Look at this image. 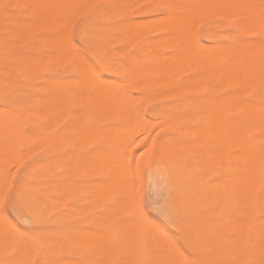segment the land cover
<instances>
[{"label":"rangeland","instance_id":"obj_1","mask_svg":"<svg viewBox=\"0 0 264 264\" xmlns=\"http://www.w3.org/2000/svg\"><path fill=\"white\" fill-rule=\"evenodd\" d=\"M66 1L67 2L69 1L68 5H67L68 10L66 9V11H64V12H66L67 14L70 13L72 15L63 14V16H62L63 18H64V16L65 17L67 16L66 18L63 19V20H65L64 22H63V20L61 21V23H60L61 25L59 26V30H58L59 37L61 39L63 38L62 42L64 44L69 43L70 45H72L75 52H77V54H79L83 57V59H84L83 60L84 64L82 65L83 67H85V65L87 64L86 62L89 61L88 63H91V65H89V67L92 66V68L95 69V70L93 69L94 72L97 73V75L100 76L102 79H105V80L106 79L107 80L112 79L113 80V78H114V80H115V79H118L119 76L117 78L116 76L110 75L107 71H105L102 68L101 64L95 59V57H93V55L90 51V48H89V55L93 58L95 63L93 64L92 60H88V59L85 60V57L82 54H80L82 52V50L80 48V45L77 43V40L81 38V29H83L84 35H85V33H86V35L90 34V33L101 34L102 30L96 29L95 25H100L101 28L109 30L108 32H109L110 37H109L108 42L105 44V51H106L105 55H107V57L111 60V62H113L115 68L118 69L117 70L118 75L123 73V72L124 73L125 72L131 73V76L129 78L125 79V81H124V86H125L124 89H125V91L127 90V92H129L131 94V95L129 94L130 96H127V97L130 98L133 95L130 100H132V102L134 104H135V102L137 104L136 105L137 108H135V111H133V112L139 114L138 116L141 115V117H140L141 119H143L142 116H144V118H145V119H143L144 121L147 119V123L146 122H144V123H145V125L148 124L147 125L148 128L150 125L149 132L154 133V135L152 136V139L155 141V143L160 141V140H163L166 137L165 132L163 133L164 126H162L163 124H161L162 122L159 120V118H157V116L156 117H154V116L156 115V111L158 112V111L162 110L164 105L169 104V100L155 96V92H157V91L159 92L160 90H155V89L145 90L142 87L137 85L139 87L138 88L135 85L136 82L141 80L142 82L148 83L155 78L152 77L151 75H149L150 77L148 75H144V77L137 76L136 72H135V67L136 68L139 67L140 69L151 68L153 66L152 57L157 52L165 53L166 55H170V54L174 53L173 49L168 48V47H167V49L165 47V48H162L161 50H157V47L160 44H162L163 41L166 40V37H168V34H167L168 31H166L164 29L162 30V28H159L161 30L155 28V24L153 25V23H152L153 21L152 22L150 21V20H155L154 21V23H155L157 21L156 18H159V16L161 18L160 20L158 19L159 22L162 21V16L165 17L164 15L166 13L165 6L160 2H153L150 0H130V1L129 0H66ZM139 1H141L142 3ZM217 1L220 3V5H224L223 3H225L223 0H217ZM217 1L216 0H208L209 3H217ZM263 1L261 0L262 6L259 7V9L261 8L262 10L260 9V10L253 11L255 13L258 12L257 15L252 12L254 15H256L258 18H261V20H262V22H260V19L258 20V18L255 17L254 21H253L255 23H256V19H257V23H263V21H264V19H262L264 16L263 15V13H264V11H263L264 10L263 9L264 8L263 7L264 2ZM72 2L74 3L73 5H72ZM69 3H71V4H69ZM130 4H132V5H130ZM128 5L131 8H129ZM23 6H22V3H20L16 0H0V42L6 44L7 46H12L16 50L22 51L25 55H27L30 58V60H32V63L35 66V74H34V72L32 73V72L26 70V67H25L26 65H23V64H27L26 62H20V63H18L19 65L16 63L13 66H11L10 68H7V69L5 68L2 70L3 74H0V83L6 82V83H9L11 85L10 88L8 89V91L6 92V94L4 95V99L0 95V112H1L0 115H2V114L4 115V113H5V115L7 114L8 116L11 114L9 117H11L13 115L14 117L12 116L13 120L11 122L12 123L11 128L7 127L8 125L5 127L12 130V127L15 126V124H16L17 125L16 127L19 130L21 129V132L23 131V133L17 135V131L19 133V130H17L16 134L13 133L14 134V137H13V134L10 132V130L7 129V132L9 131L7 133V137L8 136L10 137L9 140L13 138V140L16 139L18 141V142H16V140H15V142L17 143L16 146L19 148L15 147L14 145L16 143L15 142L12 143L13 140H11V143L14 144L13 145L14 148H12L11 150H10V148L12 146L9 147V144H7L10 142L7 139L6 135L0 134V137H2V138H0V148L8 145V149H9V152H8V149H6V148H2L0 150V173L6 172V170H7L6 168L11 167V165L13 163H15L16 160H20V158H23L24 161H28L29 158H31L32 160H40L42 163L36 164V166H34L31 169V176H30V181L36 185L34 188H32L33 190L31 189V192L34 193V195L31 196L30 199L28 200V203H30L32 205L31 212H32L34 222L29 224V225H24V226L17 225L16 227H17L19 232L17 230H16V232L14 231L13 236L16 234V238L14 237L15 239H13L12 238L13 236L11 235V233H13L14 229L12 231H10L11 233L9 232L10 233L9 235L4 234L5 232L8 234V232H7L8 227L7 226H9V225L5 224L6 223V214L4 213L3 206H0V226H1V230H0L1 231L0 232V261L3 260L0 263L1 264H12L11 262H14V264L15 263H17V264L22 263L23 264V263H26V261L28 259L26 264H29L28 262H34L38 258L42 259L44 257L43 255L45 254L46 257H44L43 259H46V260L51 259V261L52 260L58 261L59 264H72V262H73V264H76L77 261H83L84 264H103V263L104 264H118V262H119L118 259L121 258V256L124 254L123 253L124 250H122V249L126 246H129V243H131L129 246L130 248L129 247L128 248L131 250V255H135V256H132L134 261H135V264H165V261L161 259V256H159L161 254V251H160L158 245L161 244L162 242H165V240H166L168 242V244L170 243L169 244L170 247L176 248L178 250V251H176L173 248H171L172 249L171 250L168 247L170 255L172 254V256H174V254L177 252L175 255V258L177 259V261L180 259V262H177L174 264H182V261L185 259V257H187L188 259H192L193 257H195L198 260L199 264H227L229 262V256H228L229 254H228V251L225 250V249H227V244L222 238H212L211 241L206 238L207 240H206V242L204 241V243H202V241L197 242L196 241L197 239L191 233L187 232L185 230V228L183 227L182 222L179 219V214H177V213L174 214L172 212V207L175 204V201L177 198L176 197V189L174 187V185H175L174 184V177L167 170L166 164L161 159L156 157L155 155H147L148 158H147V156H145L149 160L146 159L144 161H141L142 163L140 162V164H139L140 166L138 165L136 167L137 169H139V171L133 170L134 172L135 171L140 172V174L139 173L138 174H139V176L140 175L141 176H140V180H138V178H136L137 175L135 176L136 173L133 174L134 178H136V179H133L134 182H132V186H131L132 190L134 191V195H133V193L131 194V192H133V191L130 190V192L128 193L129 194L128 199H130L131 201H129L127 199L129 202H131V205H130V203L128 204L126 200L119 201L121 199H116L115 201L117 203L115 201H113L109 204L105 200H103V198L100 199L99 196L97 195L98 198L100 199L99 202L101 201V203H100L101 206H100V204L98 205L97 196L94 195L97 202L95 201L94 205L91 206L93 204L92 200H95V199H93V197H94L93 194H95L94 191H96V190L102 191L103 187H101V186H103V184L105 183V173H104V169H103V164H101L102 161L98 160L99 157L97 155H100L99 153H102V152H100V150L103 151L102 149H106V146H104V145H106V142H104L105 139L102 138L101 136H98V135L93 136L94 137V139H93L92 135H89V134L87 135L83 131L87 128L88 125H90L91 128L93 127L92 129H96V128L100 129L101 128V130H102V127L104 126L103 127V130H104L105 127H107V126L109 127V125H110V127H112V125L115 126V124L117 123L115 127H121L122 126L125 129L127 126H129L130 130H132L137 126L136 124H138L139 127L137 129H135V131L133 132L134 134L137 135L141 131L140 130L141 129L140 128L141 127L140 126L141 121L139 120V118H132V117L126 118V117H124V119L126 118L125 120L123 118H117L114 120L111 119L110 121L106 120V121H104L105 123L104 122L102 123L103 119L95 120V119L89 117L91 112L94 111L91 106H89L87 104L81 105V104H77V103L73 102L70 104V106L68 105L67 109H65V111L62 113V115H61L62 117L60 116V118L57 119L58 121L54 120L53 122L48 123V121L45 119V117L43 115V112L40 111L41 109H43L41 107V104L39 102L35 101L37 97L39 100H41L40 98H43V92L40 89V87L43 86L44 81H51L52 82V80H53V82H61L63 84H66L67 80L74 79V78H76V76L74 75L73 66H72L71 61L65 59L64 56L57 54L56 46H55V48H56L55 49L54 45H52V43H50V41H49V39L54 35L55 32L52 29L45 30V27L38 24L39 20H37L36 16H35L36 19H34V14L32 17V15H31L32 13L29 12L28 6H26L25 4H23ZM72 6H73V9H70ZM25 10H26V12L28 10L29 13L24 12ZM71 10H73V12ZM142 10H145V11L142 12ZM222 10H223L222 12L225 14H220L221 15L220 16L219 13H217L219 15V17H221V18H218V16H216V12H214V14H213V12L206 9V6H204L202 3H200V6L198 5V11L200 14L199 13L196 14V17L198 19H196V17H193L192 19L196 20V21L198 20V22L194 21L196 23H199V22H201V23L194 25L195 23L192 20V22L194 23V24L192 23L193 24L192 30L194 32L192 31L191 36L193 34L195 35L196 32H197V34H196V36L193 35V37H190V39L193 42H196V45L198 44L197 45L198 47L200 46L201 53H206V50H207V54H213L215 52L212 55L214 57L218 53H221L222 56L224 57V55H227V52L230 49H232L233 47H234V49H233L234 53L238 52L237 50H239V51L242 50L241 52H238L237 54H233V56L235 58L233 56L231 58L233 60L232 62L234 63V65L237 64L235 67H237V72L240 74L243 70H248L250 68L253 71H255L253 73L255 76L257 75L256 73H260V71L264 72V69L261 68L262 64H263L262 66H264V63H263L264 62V53H263L264 47L261 48L262 46H264V42H263L264 41L263 40L264 32L262 33V30L264 31V29H261V26H263V24L259 26L260 29L256 28L258 25L257 23L251 24V25H254L253 27L251 26L252 28L248 25L250 27V30H251V31L250 30H248V31L251 33L245 32L249 28L247 27V25H246V28H244L245 26L243 27V25H245V24H243L241 27V23H244V21L241 18V15H240L241 13L239 10H237V11L236 10H233V11L228 10L229 13L231 11V17L229 15V18H228V15L226 16V12H227V14H229L228 11L224 10V8ZM235 11H236L237 15H236ZM261 11H263V13H259ZM139 12H141V13H139ZM204 12H205V14H204ZM209 12H210V14H208ZM233 12L235 14H233ZM98 13H99V15H97ZM105 13H107V14H105ZM244 13L246 14L247 12H244ZM9 14H11V17H9L10 16ZM258 14H260L261 16H259ZM212 15H215V16L212 17ZM233 15H235L236 18L233 17ZM250 15H251V13H250ZM107 16H108V18L110 17V19H108ZM252 16L253 15H251V17ZM68 17H69V19L67 20ZM72 17H74V18H72ZM111 17L113 18V20ZM207 17H209V18H207ZM238 17L241 18V20ZM224 18H225V20H224ZM9 19H11V20H9ZM104 19H105V21H104ZM216 19H218V20H216ZM13 20L14 21L20 20L23 23H26V24L29 23L32 25L34 24V22L37 21V23H35V25L37 24L40 26H39V28H36L37 32L36 31L33 32L31 39H33V38L34 39L33 40L30 39L28 41H25L26 43L22 42V41L15 40L13 38V31H14V26H13L14 21ZM207 20H210V21L207 22ZM239 20H240V22H239ZM10 21H13V22L11 23ZM130 21L131 22L133 21L132 23H134V24L138 23L137 26H139L138 33L134 37V39H132V41L130 39L128 41V38L126 36H124V34L122 35V32H120L118 30L119 26L121 27L122 25H125L126 23H128ZM139 22L143 26H141V24ZM144 22H146V23H144ZM150 22H151V24H150ZM216 22H217V24H216ZM8 24H10V25H8ZM146 24H148L149 26H152L151 29H153V30L150 31L151 30L150 27ZM11 26H12V28H11ZM237 26H239V27H237ZM65 27H67V28H65ZM117 27H118V29H117ZM240 27H241V29H240ZM222 28H223V30H222ZM253 28L255 29V31L257 33L254 32ZM263 28H264V26H263ZM5 29H7L9 32ZM154 29H156L158 31L155 32ZM244 29H245V31H244ZM10 30H12L11 31L12 33H10ZM85 30H86V32H85ZM94 30L96 32H94ZM116 30H118L119 32L118 31L116 32ZM259 30L261 31L260 33H259ZM38 31H39V34H38ZM43 31H45V32H43ZM220 31H223V32H220ZM241 31H243V32L241 33ZM66 32L69 33L70 37ZM60 33H62V34H60ZM11 34H12V36H11ZM64 34H65V37L63 36ZM140 37L142 39H140ZM229 37H231V39H228ZM38 38H39V41H38ZM65 38L66 39L70 38V39H69V41H67ZM195 38H196V40H195ZM207 38H209V39H207ZM41 39L44 41H42ZM46 39H47V41H46ZM71 39H72V41H71ZM158 39H160V40H158ZM161 39L163 41H161ZM197 39H198V41H197ZM149 40H150V42H149ZM156 40H158V41L156 42ZM245 40H246V42H245ZM255 40H256V42H255ZM257 40H260L261 43L259 41L257 42ZM152 41L156 42V44L154 42L152 43ZM247 41H248V43H247ZM252 41L256 44H254ZM241 43H244V44L241 45ZM153 44L156 45L157 47L153 46ZM257 44H258V46L256 47L257 48L256 49L254 47V45H257ZM52 46H53V48H52ZM224 46L226 48H224ZM231 46H233V47H231ZM88 47H89V45H88ZM145 47L148 49H146ZM135 48L136 49L138 48L139 50L138 49L136 50ZM251 48H253V50H251ZM120 50H122V51L124 50V51L121 52ZM152 50L153 51L155 50V53ZM224 50L226 51V53H224ZM116 51L119 53V55H118V53H116ZM45 52H47V53H45ZM150 53H151V55H149ZM260 53H262V54H260ZM50 54H51V56H50ZM52 54H54L55 56ZM255 54H256V56H255ZM235 55L237 57L240 55V57L244 58L243 60H246L248 62H246V61L242 62V59H239L240 57L237 58ZM258 55H260V56H258ZM128 56H130V57H128ZM245 56L247 58H245ZM249 56L250 57L251 56L256 57V58H252V57L250 58ZM34 57H36V58H34ZM52 57L53 58L55 57V59L53 60ZM63 57H64V59L62 60ZM49 58H51L52 61ZM122 59H124V60H122ZM254 59H256L255 62L257 63V65H255L256 63L254 61L252 62L254 65H252L251 61ZM42 60H43V62H42ZM238 60H240V61H238ZM146 61H147V64H146ZM124 62H125V66H124ZM260 63H262V64H260ZM126 64H128V66ZM245 64H247V65H245ZM250 64H251V67H250ZM119 65H120V67H119ZM100 66H101V68H100ZM255 66H256V68H255ZM18 67H20L19 68L20 70L17 69ZM86 67H88V66L86 65ZM125 67L128 69V71ZM132 67H134V68H132ZM238 67H240V68H238ZM252 67H254V68H252ZM119 68L120 69L122 68V70H119ZM258 69H259V72H257ZM260 69H262V70H260ZM193 72H194L193 70L189 69L187 71L181 72L180 75L182 78H190L193 76ZM241 75H243V74H241ZM257 78H253L254 79L253 85H255V86H253L252 84L249 85L253 89H251L248 86L246 89H242L240 92L239 88H238L239 89L238 90L237 88H230V87L226 88V87H224L222 96L224 98H226L227 102H233L234 104H240L241 103L240 105H242V103L245 102L243 105H247V104L252 105V106L257 105L260 113H262V115H264L263 114L264 113V96H263V94H264V79H260L259 77H257ZM4 79H5V81H4ZM28 79H32V80H29V82L31 81L30 83L28 82ZM143 79H144V81H143ZM131 80H133L134 83ZM256 80H258V81H256ZM125 82L127 84H125ZM25 86H27V87H25ZM126 88H129V89H126ZM35 90H38V91H35ZM259 90H261V91H259ZM242 91H243V93L246 92V94L244 93V95H243ZM127 92H126V95H127ZM256 92H258L261 97H259V94L258 93L256 94ZM234 93H235V95L237 93V95L235 96ZM141 95H142V98H141ZM137 96H140V97L137 98ZM232 96H234V98ZM253 97H254V100H253ZM137 99H140V100H137ZM147 99H149L148 103L146 101ZM242 100H244V101H242ZM259 100H260V102H258ZM238 101H240V102H238ZM255 101H256V104L254 103ZM37 103H39V106ZM144 104H145V106H144ZM259 106H261V107H259ZM4 107H6V111L9 113H7L3 109ZM7 108L9 110H7ZM68 108H69V112H68ZM1 110H4V112ZM13 110L16 114L14 112H11ZM38 111H40V112H38ZM87 111H89V112H87ZM140 111L142 113H140ZM80 112H82V113H80ZM241 112H242V110L238 109V110H233V113H232V111H229V114H230V116L238 119L239 121H242V120L244 121L245 115H243ZM76 113H77V116H80V115L83 116L82 119H79V118H78V120L75 119ZM35 114H37V115H35ZM66 114H68V115L66 116ZM84 114H86L87 116ZM77 116H76V118H77ZM15 118L17 120H19V119L20 120L18 123L14 124V122L17 121ZM122 119H123V121H122ZM68 120L71 121L72 125ZM99 120H101V121H99ZM118 120L120 123L121 122H123V123H121V124L118 123ZM137 120H138V122H137ZM151 120L156 122L157 125L154 124V122H152ZM59 121L61 123H59ZM75 121L78 123H76ZM96 121H99V122L97 123ZM32 123H33V125H32ZM79 123L81 124L80 126H79ZM134 123L136 126L133 125ZM44 124H48L47 126H49V127L46 128V126ZM73 124L76 125L75 128H74ZM18 125H20V126H18ZM55 125H56V127H55ZM70 125L73 126V129H75L74 131L71 129ZM98 125H100V127ZM82 126H83V128H85L84 130H83ZM90 126H88L89 128H87L88 130L90 129ZM156 126H157V128H156ZM178 126L181 129H184V128H189V127L200 128L204 125H198V124L197 125H193V124L191 125V124L180 123ZM247 126L248 125H245V126L242 125L241 128L244 130L243 133L248 131L247 129L250 130V132L249 131H248V133L246 132V134L249 136V137L246 136L247 140L249 139L248 142L253 143V144L250 143L251 146H253V147L256 146L257 149H262L264 146V145H262V143H264L263 131L262 132H261V130L258 131V128L256 126H249V128ZM37 128H39V129H37ZM69 128H70V130H69ZM154 128L157 131L156 130L153 131ZM160 128H162V129H160ZM0 129H3V127L2 128L0 127ZM40 129H42V130H40ZM87 129H86V131H87ZM98 129H96V130H98ZM255 129H257V130H255ZM14 131H15V128H14ZM155 131H156V133H155ZM29 132H31V133H29ZM44 132H45V134H44ZM59 132H61V133H59ZM65 132L68 134H66ZM69 132H71V133H69ZM258 132L261 133L260 136H262L263 138L258 136L259 135ZM24 133L25 134L29 133L30 135L32 134L33 138H34V139L33 138L32 139L34 141L31 139V137L29 138L28 134H27L28 135V137H27V136H25ZM157 133H158V135H157ZM9 134H11V135H9ZM78 134H80V135H78ZM82 134H83V136H82ZM161 134H162V136H161ZM15 135H17L18 137L16 136V138H15ZM23 135L27 138L28 141H29V139H31V142L30 141L28 142ZM35 136H37V138H35ZM38 137H41V141H39L40 138H38ZM44 137H45V139H42ZM48 137L50 138V140H48L49 139ZM71 137H73V139L76 137V139L79 140L77 144L79 145V143H80V145L83 147H81L80 145H79L80 147L78 145H75V142H74L75 140L73 141V139ZM81 137L83 139H86L85 140L86 142H84V140H82ZM258 137L260 138V140ZM17 138H19V140L21 139V141L25 142V143L21 142V144H19L20 141ZM5 139L7 141H5ZM23 139H25V141H23ZM63 139H65V140H63ZM67 139L69 140V142ZM261 139H262V141H261ZM71 140L73 142L70 143ZM80 140H82V141H80ZM92 140H94V141H92ZM257 140H259V141H257ZM4 141H5V145H2L1 142L4 143ZM188 141L193 142L195 144L197 143L199 145V147H201L205 151L206 155H208V159H211V160H209V162L212 163V167H213L212 169L213 170H212V173H211L208 181L211 185L212 184L214 185V183L218 185L217 190L219 191L221 201L224 204L223 205L224 207L221 209H218V210H214L212 208L213 209V211H212V209L210 208V210H209L210 212L208 210H206L207 209L206 206L196 205L193 208V210L191 211V214L194 217L195 221H197V222L204 221V222H209L212 224L214 223L213 225L215 227L219 226V225L223 224L225 222V220L227 219V217H229L237 209L236 206L233 205V201H232L233 199L237 200V194L232 192V193H234V195H233L231 193L232 190L227 191V193H225L227 184H232V183H233V185L235 184L234 183L235 182V180H234L235 172H234V169L232 170V166L235 168V165H236V162H235L234 156H233V154L235 152H233L234 150L226 149L225 147H223V145H220V144L217 145L216 141L209 138L208 136L198 137L197 139L195 137H192V138L188 139ZM203 141H205V142H203ZM60 142H62V143H60ZM81 142L87 143L88 145L83 144V143L81 144ZM26 143H27V145H25ZM41 143H42V145H41ZM209 143H210V145H209ZM12 144H10V145H12ZM102 144H104V145L102 146ZM216 146H218L219 149ZM74 147L76 148V150L74 149ZM84 147H86V148H84ZM113 147H114V145H113ZM38 148H40V149H38ZM99 148H101V149L99 150ZM14 149H16V151ZM18 149H19V151H18ZM224 150H226L225 153H223ZM1 151H4V152H1ZM11 151L13 153H11ZM82 151H84V152H82ZM88 151L90 152V154ZM136 151L138 152V150H136ZM14 152H16V153H14ZM9 153H10V155L15 154L14 156L16 158H14V156L12 155V157H10V160H9ZM17 153H18V155L16 156ZM27 153H30V154H27ZM71 153H72V155H71ZM216 153H218V154H216ZM222 153H223V157H222ZM24 154L28 155V156H24ZM91 154H92V156H91ZM214 154L216 156H214L215 158L213 160L212 155H214ZM6 155H8L7 156L8 159L5 158ZM68 155L69 156L71 155V156L68 157ZM93 155H95V156L93 157ZM87 156H89V157H87ZM228 156H229V160H228ZM231 156H233V157H231ZM17 157H19V158L17 159ZM79 157H81V158H79ZM139 157H140V155H138L136 157V159L138 160ZM11 158H14L16 160L14 161V159H11ZM52 158H53V160H52ZM71 158L74 161H71ZM65 159L67 160L66 162H65ZM83 159H86L88 161H85ZM1 161H3V162H1ZM44 162L46 164H45V166H42L44 164ZM78 162L81 165L77 164ZM144 162H145V164H144ZM94 163H97V164L99 163L98 167L95 168L96 165L94 166ZM155 163H156V165H155ZM89 164L92 166H90ZM223 164H225V166ZM51 165H52V167H51ZM57 165H59V166L57 167ZM65 165L69 168H71L70 165L72 166V168L74 167L73 169H70L72 171L74 170V172H72V171L68 172V170L66 169L67 167ZM86 165H88V166H86ZM221 165H222V167H221ZM37 166H38V168H37ZM44 167H45V169H44ZM50 167L55 168L54 170L55 171L57 170V171L54 172V170L51 169L53 171V173H52V171H50ZM150 168H151L152 172H150ZM153 168L155 170H153ZM96 170L99 172H97ZM261 171H262V175L264 177V158H263V162H261ZM66 172H67V175H65ZM74 173L75 174L77 173V174L75 175ZM52 174H54V175H52ZM54 176H56L57 178H55ZM160 176H161V178H160ZM231 177H233V178H231ZM137 181H139L140 183ZM230 181H232V182H230ZM80 183L81 184L84 183V184L80 185ZM84 185H85V187H84L85 189L83 188ZM136 185L138 186V189H136L137 188ZM99 186H100V188H99ZM135 186H136V188H135ZM91 187H92L93 191H92ZM63 190L66 192H64ZM137 190H138V192H136ZM44 191H45V193H44ZM90 193H92V196H90ZM258 194L260 195V194H262V192L259 191ZM62 195H63V197H62ZM132 195H133V198H132ZM57 198H59V199H57ZM69 199H70V202H69ZM59 201L62 203H60ZM86 201H88V202H86ZM123 201H125V203H126L125 206L123 204L124 203ZM230 201H231V203H230ZM235 201H234V203H235ZM89 203H91V205H89ZM95 203L98 205V207H99L98 209H96L97 205ZM71 204H72V209H69V208H71ZM62 205L64 206V208ZM95 206H96V208H95ZM116 206H118V207H116ZM128 208H129V210H128ZM163 208H167L169 210V215L167 217H163V216H160L158 214L157 209H163ZM45 209H47V210H45ZM104 210H106V211H104ZM113 210H115V211H113ZM118 210H122V211H118ZM136 210H137V212H136ZM263 210L264 209L259 207V206L256 207V215L259 218H261L264 215ZM43 212H45V214ZM126 212H128V213H126ZM70 213H71V215H70ZM224 213L228 214V215L225 216ZM64 216H66V217H64ZM119 217L121 218V220ZM67 218H68V220H67ZM7 219L10 223L12 222L10 217H8ZM64 220L66 221L65 222L66 228L63 227L64 228L63 229L62 226H64L63 225ZM130 220H134L135 223L134 222L132 223ZM95 222H98V223H96V225H95L94 224ZM3 223L6 225V227L5 226L2 227L3 225H1V224H3ZM12 223H14V222H12ZM126 223H129V224H126ZM132 224H137L138 226H140V231L138 232L139 234L138 233L135 234L137 236L131 235V234H129L130 232L125 231V229H132V227H134V225L131 226ZM122 225H124V226H122ZM117 227L119 228L118 231H117ZM2 228L6 229V230H3ZM159 228H161V230L163 232ZM2 230L4 232H2ZM21 231L25 232L26 235H28V236L30 234L29 237L38 238L40 241L39 246L38 247L34 246L31 243V240H29L28 242L22 241L20 239V235H19V233ZM81 231L84 232L83 235L86 234V232H87V237H86V235L83 236ZM96 231L98 233L99 232L100 233L97 234ZM89 232H90V234H89ZM95 232L98 236L95 235ZM66 233L68 235H66ZM101 233L103 235L110 233L112 235V238L114 236L113 239H114L115 244L117 245L118 249L120 246V249L117 250V255L115 256V258L112 259L113 261L109 260L108 257L104 256L100 252V250L97 249V247L95 248L92 245L90 246V244H92V241H96L98 239L97 237H99V235ZM160 234L164 238L162 236H160ZM164 234H166V236L169 235L171 238H169V236L166 237ZM9 236H11L10 238H12V239H9L8 238ZM131 236H133V237H131ZM64 237H66V238H64ZM91 237L92 238L95 237V238L92 239ZM167 238H169V239L167 240ZM76 239H78L80 241L77 242ZM130 239H131V242H130ZM214 239H216V240H214ZM74 240H76L75 241L76 243L74 242ZM193 241L195 242V244ZM87 242L90 243L88 248H87V246H88ZM127 242H128V244H127ZM73 243H75V245H73ZM79 243L80 244L82 243V246L79 245ZM135 243H137V244H135ZM28 244H29V246H28ZM45 244H46V246H45ZM61 245H63V246H61ZM95 245H98V244H95ZM174 245H175V247H174ZM28 247H30V248H28ZM193 248L196 251L193 252L192 255H189L187 250H190ZM93 249H95L97 252L94 251ZM91 250H92V252H91ZM173 250H175L174 254H173V252H174ZM221 250H223V251H221ZM98 251L100 252L99 256H101V254H102L101 257H98L96 255V254H99ZM87 252H90V253H87ZM28 253H29V255H28ZM180 253H182V254L180 255ZM37 254H39V257ZM136 254H137V257H136ZM92 256L95 257L94 258L95 261H94ZM103 256L106 259L105 258L102 259ZM87 257H90V258L87 259ZM19 258H21V259H19ZM99 258L102 261H100ZM22 259L25 262H20ZM92 259H93V261H92ZM98 259L100 262H98ZM96 260H97V262H96ZM114 261L116 263H114ZM94 262H96V263H94Z\"/></svg>","mask_w":264,"mask_h":264},{"label":"bare ground","instance_id":"obj_2","mask_svg":"<svg viewBox=\"0 0 264 264\" xmlns=\"http://www.w3.org/2000/svg\"><path fill=\"white\" fill-rule=\"evenodd\" d=\"M20 3L25 4L26 6H28L29 8V12H31L32 17L34 14V19L37 18V20H39V23L41 26L45 27V30L48 29H52L55 33L54 35L49 39L50 43H52V45H54V48L56 46V50H57V54L64 56L65 59L71 61L72 66H73V72L74 75L76 76V78L74 79H69L66 81V84H63L61 82H52L51 81H44L43 86L40 87V89L43 92V98H40L41 100L38 99V97L36 98L35 101L39 102L41 104V107L43 109H41L40 111L43 112V115L45 117V119L49 122H53L54 120H57L60 118V116L62 115V113L65 111V109H67L68 105L70 106L71 103H77V104H87L89 106L92 107V109L94 110L93 112H91V114L89 115V117L97 120V119H103L102 123L106 120H114L117 118H123L124 117H132V118H139V120L141 121L140 124V133L142 132H149L150 129V125L149 128L147 127L148 124L145 125L144 122L147 123V119L144 121L143 119H141V115L138 116L139 114L133 112L135 111V108H137V104L135 102V104L132 102L131 96L130 98L127 96H130L131 94L129 92H127V90L125 91L124 89V81L125 79L129 78L131 76L130 72H123L121 74L118 75L117 73V68H115L113 62H111V60L107 57V55H105V44L108 42L109 40V30L101 28L100 25H95L96 29H100L102 30L101 34H87L85 33L86 37H87V42L90 48V51L93 55V57H95V59L101 64L102 68L107 71L110 75H114L118 78L115 79L113 78L110 80H105L102 79L100 76L97 75V73L94 72V68H92V66L89 67V65H91V63L86 62L87 66L85 65V67H83L82 65L83 63V57L79 54H77V52H75V50L73 49V46L68 44H64L63 38L61 39L59 37V26L61 25V21L66 18L64 16V18L62 17L63 14L68 15L70 13H66L64 11H66L67 9V5L68 2L66 0H16ZM130 1V0H129ZM153 2H160L162 3L165 8H166V13H165V17L162 16V21L159 22V20L161 19L160 16L159 18H156V22L154 23L155 20H150L153 25L155 24V28L159 29L162 28V30H166L168 31V37H166V40L163 41L161 39V41H163L162 44H160L158 47L156 45L153 44V46L157 47V50H161L162 48L167 49L168 48H172L174 53L170 54V55H166L165 53H161V52H157L155 53V50L153 51L155 54L153 55L152 59H153V66L151 68H145V69H139L135 67V72L137 76H142L144 77V75H151L152 77H154L155 79H153L152 81L146 83V82H142L141 80L136 82V86H140L145 90H151V89H155V90H160L159 92H155V96L159 97V98H163V99H167L169 100V104L164 105L163 109L160 111H156V115L154 117L157 116V118H159V120L162 122L161 124H163L162 126H164L163 128V133L165 132L166 137L163 140H160L158 142L155 143V148L154 150L149 153L148 155H155L156 157H158L159 159H161L167 166V170L170 172V174L173 175L174 177V187L176 189V201L175 204L172 207V212L174 214H179V219L182 222L183 227L185 228V230L189 233H191L198 241H202V243H204V241L206 242V240H210L212 238H222L226 244H227V249H225L226 251H228V256H229V262L227 264H264V215L259 218L256 215V207L259 206L261 208L264 209V177L262 175V171H261V162H263V158H264V146L262 149H257V147H253L250 145L251 142H248L246 136H248L246 134V132L248 133V131L250 132L249 129H247L248 131L243 133V129L241 128L242 125H248L247 127L249 128V126H256L258 128V131L261 130V132L263 131V135H264V115H262V113H260L258 106L254 105H243L244 103H242V105L240 104H234L233 102H227L226 98H224L222 96L223 94V90L224 87L228 88H239L240 92L242 89H246L249 85H253V78H257L259 77L260 79H264V72L260 73H256L257 75L255 76L253 73L255 71H253L250 67V69L248 70H243L240 73L237 72V67H235L236 65H234V63L232 62L233 60L231 59L233 54H237L238 52H241L239 50H237L238 52H233V47L232 49H228L229 51L227 52V55H224V57L222 56L221 53H218L215 57L212 56L213 54H207V50L206 53H201L200 51V46L198 47L196 45V42H193L190 37H193V35L191 36L192 33V27L193 24H199L196 23L198 22V20H193V17H196V14L199 13L198 11V5L200 6V3H202L204 6H206L207 10H210L211 12H216V16L219 17L220 14H225L223 13L222 9L224 8V10H239L240 11V15L242 20L244 21V23H241V27L243 24V27L246 28V25L249 29H247V31L245 32H249L248 30H250V27L254 26L251 24H256L257 23V19H256V23L253 22L254 18L257 17V13L258 12H253L256 10H260L259 7L262 6L261 5V0H223L225 3H223L224 5H220V3L217 1V3H209L208 0H150ZM263 1V0H262ZM10 2V1H9ZM126 2V1H125ZM132 2V1H131ZM136 2V1H135ZM138 2V1H137ZM141 2V1H139ZM264 2V1H263ZM133 3V2H132ZM142 3V2H141ZM140 3V4H141ZM19 4V3H18ZM71 4V3H69ZM74 3L72 2V5ZM153 4V3H152ZM126 5V4H125ZM132 5V4H130ZM264 5V4H263ZM5 6V5H4ZM12 6V5H11ZM19 6V5H18ZM25 6V7H26ZM70 6V5H69ZM160 6V5H159ZM9 7V6H8ZM13 7V6H12ZM21 7V6H20ZM24 7V6H23ZM127 7V6H126ZM129 7V5H128ZM133 7V6H132ZM161 7V6H160ZM264 7V6H263ZM131 8V7H129ZM128 8V9H129ZM148 8V7H147ZM146 8V9H147ZM73 9V6L70 8ZM69 9V10H70ZM264 9V8H263ZM68 10V9H67ZM108 10V9H107ZM120 10V9H119ZM137 10V9H136ZM262 10V9H261ZM73 12V10H71ZM76 11V10H75ZM145 10H142V12ZM231 11L229 14H227L226 12V16L229 15L231 17ZM235 11V13H236ZM264 11V10H263ZM263 11L259 12V13H263ZM26 12V10L24 11ZM28 12V10H27ZM26 12V13H27ZM28 12V13H29ZM69 12V11H68ZM100 12V11H99ZM107 12V11H106ZM202 12V11H201ZM244 12H247L246 14ZM255 13L256 15H254L253 13ZM95 13V12H94ZM141 13V12H139ZM219 13V15L217 14ZM233 12V14H235ZM253 15L251 17V15ZM93 14V13H92ZM107 14V13H105ZM200 14V13H199ZM205 14V12H204ZM210 14V12L208 13ZM11 17V14H9ZM22 15V14H21ZM72 15V14H70ZM99 15V13L97 14ZM237 15V13H236ZM239 15V16H240ZM259 16H261L260 14H258ZM264 15V13H263ZM25 16V15H24ZM36 16V18H35ZM209 16V15H208ZM215 15H212V17ZM221 16V15H220ZM71 17V16H70ZM204 17V16H203ZM233 17L236 18L235 15H233ZM14 18V17H13ZM74 18V17H72ZM95 18V17H94ZM106 18V17H105ZM108 18V16H107ZM112 18V17H111ZM164 18V19H163ZM209 18V17H207ZM239 18V17H238ZM241 18H239L241 20ZM258 18V17H257ZM18 19V18H17ZM20 19V18H19ZM69 19V17L67 18V20ZM90 19V18H89ZM100 19V18H99ZM102 19V18H101ZM110 19V17L108 18ZM150 19V18H149ZM152 19V18H151ZM159 19V20H158ZM196 19H198L196 17ZM260 19V22H262L261 18H258V20ZM264 19V16L263 18ZM11 20V19H9ZM66 20V21H67ZM98 20V19H97ZM107 20V19H106ZM113 20V18H112ZM193 22L196 21V22ZM218 20V19H216ZM225 20V18H224ZM239 20V22H240ZM14 21V20H13ZM13 21H10L11 23ZM24 21V20H23ZM65 20H63L64 22ZM88 21V20H87ZM105 21V19H104ZM141 21V20H140ZM144 21V20H143ZM146 21V20H145ZM148 21V20H147ZM210 20H207V22ZM5 22V21H4ZM27 22V21H26ZM62 22V23H63ZM122 22V21H121ZM133 22V21H132ZM131 21L126 23L125 25H122L121 27L119 26V29L117 27V29L122 32V35L124 34V36H126L132 41V39H134V37L137 35L138 30H139V26H137V24L132 23ZM150 22V24H151ZM206 22V21H205ZM31 23V22H30ZM36 22H34V24H26L23 23L20 20L14 21L13 26H14V31H13V38L17 41H28L31 39L33 32L36 31V28H39L40 25H35ZM68 23V22H67ZM140 23V22H139ZM146 23V22H144ZM193 23V24H192ZM222 23V22H221ZM5 24V23H4ZM64 24V23H63ZM84 24V23H83ZM92 24V23H91ZM141 24V23H140ZM149 24V23H148ZM146 24V25H148ZM149 24V25H150ZM208 24V23H207ZM215 24V23H214ZM217 24V22H216ZM215 24V25H216ZM257 27L258 29H260V25L263 24L264 26V21L263 23H257ZM10 25V24H8ZM86 25V24H85ZM89 25V24H88ZM93 25V24H92ZM119 25V24H118ZM148 25V26H149ZM211 25V24H210ZM209 25V26H210ZM213 25V24H212ZM250 27H249V26ZM141 26H143L141 24ZM147 26V27H148ZM198 26V25H197ZM223 26V25H222ZM228 26V25H227ZM263 26H261V29H264ZM104 27V26H103ZM150 29L152 28V26H149ZM154 27V26H153ZM211 27V26H210ZM239 27V26H237ZM240 27V29H241ZM251 27V28H252ZM12 28V26H11ZM47 28V29H46ZM63 28V27H62ZM67 28V27H65ZM93 28V27H92ZM112 28V27H111ZM224 28V27H223ZM222 28V30H223ZM255 28V27H254ZM253 28L254 32L257 33L255 31V29ZM8 29V28H7ZM5 29V30H7ZM94 29V28H93ZM221 29V28H220ZM2 30V29H1ZM65 30V29H64ZM111 30V29H110ZM116 30V32L118 31ZM153 29H151L150 31H152ZM155 32L158 31L156 29H154ZM161 30V29H159ZM8 31V30H7ZM12 30H10V33ZM63 31V30H62ZM118 31V32H119ZM251 31V30H250ZM258 31V30H257ZM9 32V31H8ZM37 32V31H36ZM45 32V31H43ZM84 32V31H83ZM86 32V30H85ZM94 32H96L94 30ZM154 32V31H153ZM194 32V31H193ZM223 32V31H220ZM243 31H241L242 33ZM253 32V31H252ZM261 31L259 30V33ZM264 31L262 30V33ZM67 33V32H66ZM149 33V32H148ZM162 33V32H161ZM239 33V32H238ZM251 33V32H249ZM39 34V31H38ZM41 34V33H40ZM62 34V33H60ZM69 35V33H67ZM197 34V32H196ZM196 34L194 36H196ZM226 34V33H225ZM37 35V34H36ZM148 35V34H147ZM207 35V34H206ZM261 35V34H260ZM6 36V35H5ZM12 36V34H11ZM51 36V35H50ZM65 37V34L63 35ZM149 36V35H148ZM221 36V35H220ZM227 36V35H226ZM231 36V35H230ZM48 37V36H47ZM68 37V36H67ZM70 37V35H69ZM121 37V36H120ZM142 37V36H141ZM140 37V39H142ZM151 37V36H150ZM42 38V37H41ZM46 38V37H45ZM118 38V37H117ZM163 38V37H162ZM34 39V38H33ZM31 39V40H33ZM66 39V38H65ZM70 38L66 39L67 41H69ZM121 39V38H120ZM139 39V40H140ZM165 39V38H164ZM209 39V38H207ZM211 39V38H210ZM228 39H231V37H229ZM238 39V38H237ZM260 39V38H259ZM42 40V39H41ZM119 40V39H118ZM153 40V39H152ZM160 40V39H158ZM156 40V42L158 41ZM196 40V38H195ZM226 40V39H225ZM250 40V39H249ZM261 40V39H260ZM260 40H257V42ZM264 40V37H263ZM39 41V38H38ZM37 41V42H38ZM44 41V40H42ZM47 41V39H46ZM72 41V39H71ZM127 41V40H126ZM134 41V40H133ZM144 41V40H143ZM148 41V40H147ZM160 41V42H161ZM198 41V39H197ZM241 41V40H240ZM262 41V40H261ZM21 42V43H22ZM34 42V41H33ZM65 42V41H64ZM135 42V41H134ZM150 42V40H149ZM154 41H152L153 43ZM156 42H154L156 44ZM236 42V41H235ZM238 42V41H237ZM246 42V40H245ZM244 42V43H245ZM253 42V41H252ZM256 42V40H255ZM264 42V41H263ZM262 42V43H263ZM17 43V42H16ZM20 43V44H21ZM26 43V42H25ZM42 43V42H41ZM121 43V42H120ZM225 43V42H224ZM244 43H241L244 44ZM248 43V41H247ZM254 43V42H253ZM261 43V42H260ZM43 44V43H42ZM110 44V43H109ZM134 44V43H133ZM222 44V43H221ZM256 44V43H254ZM49 45V44H48ZM129 45V44H128ZM143 45V44H142ZM200 45V44H199ZM263 45V44H262ZM125 46V45H124ZM228 46V45H227ZM239 46V45H238ZM244 46V45H243ZM246 46V45H245ZM258 46L254 45V47L256 48ZM50 47V46H49ZM137 47V46H136ZM211 47V46H210ZM223 47V46H222ZM250 47V46H249ZM264 46H262L261 48H263ZM53 48V46H52ZM112 48V47H111ZM130 48V47H129ZM146 48V47H145ZM153 48V47H152ZM224 48H226L224 46ZM229 48V47H228ZM259 48V47H258ZM48 49V48H47ZM51 49V48H50ZM49 49V50H50ZM136 49V48H135ZM138 49V48H137ZM136 49V50H137ZM148 49V48H146ZM237 49V48H236ZM242 49V48H241ZM257 49V48H256ZM139 50V49H138ZM250 50V49H249ZM251 50H253V48H251ZM121 52H123L122 50H120ZM126 51V50H125ZM134 51V50H133ZM204 51V50H203ZM220 51V50H219ZM235 51V50H234ZM55 52V51H54ZM259 52V51H258ZM262 52V51H261ZM47 53V52H45ZM116 53H118L116 51ZM126 53V52H125ZM124 53V54H125ZM224 53H226V51L224 50ZM264 53V51H263ZM55 54V53H54ZM52 54V55H54ZM81 54V53H80ZM108 54V53H107ZM243 54V53H242ZM250 54V53H249ZM253 54V53H252ZM258 54V53H257ZM262 54V53H260ZM46 55V54H45ZM119 55V53H118ZM151 55V53L149 54ZM51 56V54H50ZM49 56V57H50ZM55 56V55H54ZM236 56V55H235ZM242 56V55H241ZM256 56V54H255ZM260 56V55H258ZM31 57V56H30ZM64 57L62 58V60L64 59ZM119 57V56H118ZM124 57V56H123ZM122 57V58H123ZM127 57V56H126ZM130 57V56H128ZM234 57V56H233ZM237 57V56H236ZM240 57V55L238 56ZM237 57V58H238ZM250 57V56H249ZM252 57V56H251ZM250 57V58H251ZM36 58V57H34ZM53 58V57H52ZM57 58V57H56ZM235 58V57H234ZM233 58V59H234ZM245 58H247L245 56ZM252 58H256V57H252ZM261 58V57H260ZM51 59V58H49ZM55 59V57L53 58V60ZM126 59V58H125ZM239 59H242V62H245L246 60H243L244 58L240 57ZM249 59V58H248ZM258 59V58H257ZM86 60V58H85ZM124 60V59H122ZM129 60V59H128ZM236 60V59H235ZM251 60V59H250ZM52 61V59H51ZM96 61V62H97ZM127 61V60H126ZM240 61V60H238ZM255 62L256 59L252 60V62ZM20 62H26L27 64H23L26 65V70L30 71V72H34L35 74V66L32 63V60H30V58L25 55L22 51L20 50H16L14 49L12 46H7L6 44L0 42V74L2 73L3 69H7L10 68L11 66H13L14 64H18ZM43 62V60H42ZM64 62V61H63ZM97 62V63H98ZM235 62V61H234ZM248 62V61H246ZM258 62V61H257ZM123 63V62H122ZM237 63V62H236ZM256 63V62H255ZM259 63V62H258ZM264 63V62H263ZM147 64V61H146ZM262 64V63H260ZM19 65V64H18ZM128 66V64H126ZM130 65V64H129ZM144 65V64H143ZM247 65V64H245ZM252 65H254L252 63ZM257 65V63L255 64ZM263 65V64H262ZM261 65V68L264 69V66ZM100 66V68H101ZM124 66H125V62H124ZM123 66V67H124ZM140 66V65H139ZM260 66V65H259ZM258 66V67H259ZM120 67V65H119ZM20 67H18L17 69H19ZM38 68V67H37ZM126 68V67H125ZM134 68V67H132ZM240 68V67H238ZM254 68V67H252ZM256 68V66H255ZM94 69V70H93ZM127 69V68H126ZM193 70V76L190 78H182L181 77V72L187 71V70ZM20 70V69H19ZM119 70H122V68ZM130 70V69H129ZM256 70V69H255ZM262 70V69H260ZM50 71V70H49ZM92 71V72H91ZM128 71V69H127ZM5 72V71H4ZM27 72V71H26ZM134 72V73H135ZM259 72V69L258 71ZM39 73V72H38ZM120 73V72H119ZM40 74V73H39ZM22 75V74H21ZM33 75V74H32ZM133 75V74H132ZM34 77V76H33ZM47 77V76H46ZM135 77V76H134ZM150 77V76H149ZM29 78V77H28ZM131 79V78H130ZM140 79V78H139ZM146 79V78H145ZM150 79V78H149ZM258 79V78H257ZM25 80V79H24ZM29 80L32 79H28ZM5 81V79H4ZM41 81V80H40ZM133 82V80H131ZM144 81V79H143ZM258 81V80H256ZM31 82V81H30ZM29 82V83H30ZM34 82V81H33ZM128 82V81H127ZM134 83V82H133ZM125 84H127L125 82ZM132 85V84H131ZM10 84L6 83V82H2L0 83V95L3 97L4 99V95L6 94V92L8 91V89L10 88ZM39 86V85H38ZM134 86V85H133ZM137 86V87H138ZM255 86V85H253ZM27 87V86H25ZM128 87V86H127ZM250 87V86H249ZM38 88V87H37ZM132 88V87H131ZM130 88V89H131ZM139 88V87H138ZM251 88V87H250ZM263 88V87H262ZM28 89V88H27ZM36 89V88H35ZM129 89V88H126ZM238 89V90H239ZM253 89V88H251ZM257 89V88H256ZM40 90V91H41ZM38 91V90H35ZM39 91V92H40ZM250 91V90H249ZM253 91V90H252ZM258 91V90H257ZM261 91V90H259ZM127 92V95H126ZM239 92V93H240ZM152 93V92H151ZM238 93V94H239ZM243 93V91H242ZM246 94V92H244ZM243 93V95H244ZM248 93V92H247ZM258 92H256L257 94ZM23 94V93H22ZM38 94V93H37ZM130 94V95H129ZM259 94V93H258ZM147 95V94H146ZM235 95V93H234ZM237 95V93H236ZM235 95V96H236ZM242 95V96H243ZM240 96V95H239ZM254 96V95H253ZM258 96V95H257ZM264 96V94H263ZM42 97V96H41ZM140 96H137V98ZM234 98V96H232ZM238 97V96H237ZM255 97V96H254ZM253 97V100H254ZM259 97L260 94H259ZM34 98V99H35ZM129 98V99H128ZM142 98V95H141ZM140 98V99H141ZM154 98V97H153ZM239 98V97H238ZM38 99V100H37ZM136 99V98H135ZM137 99V100H140ZM145 99V98H144ZM249 99V98H248ZM143 100V99H142ZM149 99H147V103ZM151 100V99H150ZM156 100V99H155ZM159 100V99H158ZM236 100V99H235ZM262 100V99H261ZM135 101V100H134ZM145 101V100H144ZM143 101V102H144ZM229 101V100H228ZM244 101V100H242ZM241 101V102H242ZM263 101V100H262ZM240 102V101H238ZM247 102V101H246ZM260 102V100L258 101ZM39 103L38 106H39ZM146 103V102H145ZM146 103V104H147ZM256 104V101L254 102ZM263 104V103H262ZM34 106V105H33ZM145 106V104H144ZM143 106V107H144ZM261 107V106H259ZM38 108V107H37ZM6 111V107L3 108ZM12 109V108H11ZM71 109V108H70ZM73 109V108H72ZM242 110V114L245 115L244 116V121H239L238 119L230 116L229 111L233 110ZM4 110H1L4 112ZM7 110H9L7 108ZM19 110V109H18ZM261 110V109H260ZM38 111V112H40ZM72 111V110H71ZM7 112V111H6ZM11 112H14L11 111ZM23 112V111H22ZM29 112V111H28ZM34 112V111H33ZM68 112H69V108H68ZM89 112V111H87ZM238 112V111H237ZM1 113V112H0ZM9 113V112H7ZM15 113V112H14ZM78 113V112H77ZM76 113V116H77ZM82 113V112H80ZM86 113V112H85ZM139 113V112H138ZM140 113H142L140 111ZM235 113V112H234ZM16 114V113H15ZM38 114V113H37ZM35 114V115H37ZM153 114V113H152ZM240 114V113H239ZM264 114V113H263ZM11 115V114H10ZM9 115V116H10ZM22 115V114H21ZM68 114H66L67 116ZM71 115V114H70ZM86 115V114H84ZM237 115V114H236ZM241 115V114H240ZM7 114L4 115H0V127L3 129H0V134L2 135H6L7 137V129L5 126L10 127L12 126V120L13 117H9ZM65 116V117H66ZM75 119L78 120L82 119L83 116H77ZM87 116V115H86ZM25 117V116H24ZM62 117V116H61ZM125 118V119H126ZM16 119V118H15ZM19 119V118H18ZM22 119V118H21ZM63 119V118H62ZM105 119V120H104ZM122 119V121H123ZM124 119V120H125ZM17 120V119H16ZM20 120V119H19ZM19 120H17L15 123H18ZM32 120V119H31ZM150 120V119H149ZM58 121V120H57ZM61 121V120H60ZM59 121V123H61ZM69 121V120H68ZM82 121V120H81ZM94 121V120H93ZM101 121V120H99ZM99 121H96L97 123ZM152 121V120H151ZM71 123V121H69ZM76 122V121H75ZM87 122V121H86ZM128 122V121H127ZM138 122V120H137ZM154 122V121H152ZM11 123V124H10ZM78 123V122H76ZM105 123V122H104ZM118 123L119 120H118ZM123 123V122H121ZM120 123V124H121ZM129 123V122H128ZM132 123V122H131ZM182 123V124H193V125H204L200 128H195V127H189V128H184L181 129L178 125ZM10 124V125H9ZM53 124V123H52ZM117 124V123H116ZM115 124V126H116ZM151 124V123H150ZM154 124L157 125L156 122H154ZM160 124V123H159ZM22 125V124H21ZM33 125V123H32ZM47 127L48 124H44ZM54 125V124H53ZM72 125V123H71ZM71 129L74 131L75 129H73V126L75 128L76 125L73 124V126H71ZM81 124L79 123V126ZM101 125V124H100ZM100 125H98L100 127ZM108 125V124H107ZM126 125V124H125ZM129 125V124H128ZM134 126H136L134 129L130 130L129 126H125L126 128L124 129V127H115L112 125V127H105L103 130L101 128L96 130V129H92L90 125V129L88 130L87 128H89L87 126V131L85 128H83V132L85 134H89L93 136H101L102 138L105 139L104 142H106V145L102 144V146H106V149H102L103 151L100 150L99 153L100 155H97L99 157L98 160L102 161L101 164H103V169H104V173H105V183L103 184L102 191L101 190H96L94 191L95 194L94 195H98L99 198H103V200H105L107 203H111L113 201H115L116 199H121L119 201L122 200H126L127 203L131 205V201L130 199H128V193L130 192V190H132V182L133 179L138 178V180H140V172H136L139 171V169L135 168V169H130L129 167H127L126 161H125V152L128 150V145L132 142L131 140H133V138H135L136 136H138V134H134L133 132L135 131V129H137L139 126L138 124L135 125V123L133 124ZM152 125V124H151ZM17 125L15 124V126L12 127V130H10V132L13 134H16V131L19 130L17 127ZM20 126V125H18ZM44 126V127H45ZM85 126V125H84ZM93 126V125H92ZM102 126V125H101ZM131 126V125H130ZM133 126V127H134ZM154 126V125H153ZM159 126V125H158ZM22 127V126H21ZM43 127V126H42ZM41 127V128H42ZM56 127V125H55ZM129 127V128H128ZM6 128V129H5ZM15 128V131H14ZM20 128V127H19ZM107 128V129H106ZM157 128V126H156ZM160 128V129H162ZM246 128V127H245ZM244 128V129H245ZM254 128V127H253ZM39 129V128H37ZM51 129V128H50ZM55 129V128H54ZM242 129V130H241ZM42 130V129H40ZM39 130V131H40ZM70 130V128H69ZM156 130L155 128L153 129V131ZM252 130V129H251ZM257 130V129H255ZM36 131V130H35ZM67 131V130H66ZM72 131V132H73ZM152 131V130H151ZM157 131V130H156ZM155 131V133H156ZM23 133V131L21 132V129L19 130V133L17 131V135ZM31 133V132H29ZM29 133H27L29 135V138L31 137V139L33 138V135L31 136ZM61 133V132H59ZM63 133V132H62ZM66 133V132H65ZM71 133V132H69ZM153 133V132H151ZM162 133V134H163ZM259 133V137L263 138L260 132ZM25 134V133H24ZM25 134V136L28 137V135ZM45 134V132H44ZM52 134V133H51ZM68 134V133H66ZM81 134V133H80ZM78 134V135H80ZM84 134V135H85ZM161 134V136H162ZM11 135V134H9ZM15 135V138L16 136ZM35 135V134H34ZM134 135V136H133ZM154 135V133H153ZM21 136V135H20ZM24 136V135H23ZM24 136V137H25ZM43 136V135H42ZM45 136V135H44ZM48 136V135H47ZM53 136V135H52ZM83 136V134H82ZM132 136V137H131ZM205 137L208 136L209 138L213 139L214 141H216L217 145H223V147H225L226 149L229 150H234L233 152H235L233 154L234 156V160L236 162L235 168L232 166V170L234 169V180H235V184H227L226 185V192L227 191H231L237 194V200L235 201L234 199L233 201V205L236 206V211H234L229 217H227V219L225 220V222L219 226H214L212 223L209 222H197L195 221L194 217L191 214V211L193 210V208L196 205L199 206H206L207 209L206 210H210V208L214 209V210H218L223 208L224 204L221 201V197L219 195V191L217 190V184L214 183V185L210 184L208 179L212 173V163L209 162L208 159V155H206L205 151L199 147V145L193 142L188 141V139L195 137L196 139L198 137ZM14 137V134H13ZM18 137V136H17ZM23 137V138H24ZM51 137V136H50ZM65 137V136H64ZM68 137V136H67ZM74 137V136H73ZM73 137H71L73 139ZM77 137V136H76ZM76 137L73 139V141L75 142V145H78V141L76 139ZM86 137V136H85ZM89 137V136H88ZM91 137V136H90ZM100 137V138H101ZM249 137V136H248ZM258 137V138H259ZM2 138V137H0ZM5 138V137H4ZM9 136L7 137V139L9 140ZM12 138V137H11ZM28 138V139H29ZM35 138H37V136H35ZM39 141H41V137ZM49 138V137H48ZM78 138V137H77ZM82 138V137H81ZM132 138V139H131ZM207 138V137H206ZM257 138V137H256ZM255 138V139H256ZM19 140V138H17ZM25 139L27 140V138L25 137ZM25 139H23V141H25ZM31 139H29V141L31 142ZM34 139V138H33ZM32 139V140H33ZM42 139H45L42 138ZM90 139V138H89ZM94 139V137H93ZM201 139V138H200ZM9 140L10 143L9 147L10 150L13 147L15 140L12 141ZM36 140V139H35ZM47 140V139H46ZM50 140V138L48 139ZM58 140V139H57ZM65 140V139H63ZM68 140V139H67ZM84 142H86V139H83ZM80 140V141H82ZM88 140V139H87ZM205 140V139H204ZM260 140V138H259ZM257 140V141H259ZM5 141H7L5 139ZM5 141L4 143H2V145H5ZM19 144H21V139L19 140ZM28 141V140H27ZM26 141V142H27ZM28 141V142H29ZM34 141V140H33ZM37 141V140H36ZM72 140L70 141L73 142ZM77 141V142H76ZM94 141V140H92ZM91 141V142H92ZM103 141V140H102ZM195 141V140H194ZM199 141V140H198ZM262 141V139H261ZM16 142H18L16 140ZM15 142V143H16ZM27 142V143H28ZM44 142V141H43ZM67 142V141H66ZM69 142V140H68ZM90 142V143H91ZM205 142V141H203ZM25 143V142H22ZM27 143L25 145H27ZM37 143V142H36ZM35 143V144H36ZM46 143V142H45ZM62 143V142H60ZM69 143V144H70ZM83 142H81L82 144ZM12 144V145H10ZM18 144V145H19ZM49 144V143H48ZM47 144V145H48ZM83 144H87V143H83ZM200 144V143H199ZM253 144V143H251ZM17 143L14 145L15 147ZM42 145V143H41ZM45 145V144H44ZM51 145V144H50ZM80 145V143H79ZM78 145V146H79ZM88 145V144H87ZM114 145V147H113ZM210 145V143H209ZM208 145V146H209ZM219 145V146H220ZM262 145H264V143H262ZM20 146V145H19ZM81 146V145H80ZM79 146V147H80ZM151 146V145H150ZM212 146V145H211ZM214 146V145H213ZM45 147V146H44ZM76 147V146H75ZM74 147V149L76 150V148ZM83 147V146H81ZM141 147H143L141 145ZM218 147V146H216ZM222 147V148H223ZM2 148H6L8 149V145H6L5 147L3 146ZM0 148V150L2 149ZM19 148V147H17ZM42 148V147H41ZM86 148V147H84ZM105 148V147H104ZM206 148V147H205ZM212 148V147H211ZM40 149V148H38ZM56 149V148H55ZM73 149V150H74ZM81 149V148H80ZM83 149V148H82ZM219 149V147H218ZM16 151V149H14ZM98 150V149H97ZM98 150V151H99ZM19 151V149H18ZM57 151V150H56ZM105 151V152H104ZM139 151V150H138ZM226 150H224L223 153H225ZM228 151V150H227ZM4 152V151H1ZM9 152V149H8ZM71 152V151H70ZM76 152V151H75ZM74 152V153H75ZM84 152V151H82ZM86 152V151H85ZM89 152V151H88ZM87 152V153H88ZM104 152V153H103ZM11 153H13L11 151ZM16 153V152H14ZM31 153V152H30ZM27 153V154H30ZM34 153V152H33ZM73 153V152H72ZM71 153V155H72ZM94 153V152H93ZM212 153V152H211ZM220 153V152H219ZM223 153H222V157H223ZM2 154V153H1ZM7 154V153H6ZM23 154V153H22ZM78 154V153H77ZM90 154V152H89ZM210 154V153H209ZM218 154V153H216ZM3 155V154H2ZM13 154L10 155L9 153V160L10 157H12ZM15 155V154H14ZM13 155V156H14ZM18 155V153L16 154V156ZM70 155V156H71ZM83 155V154H82ZM88 155V154H87ZM8 155H6L5 158L8 159L7 157ZM24 156H28L25 155ZM30 156V155H29ZM68 155V157H70ZM76 156V155H75ZM92 156V154H91ZM90 156V157H91ZM95 155H93L94 157ZM138 156V155H137ZM214 156H216L215 154L212 155V159L214 160ZM226 156V155H225ZM230 156V155H229ZM229 156H228V160H229ZM231 156V157H233ZM2 157V156H1ZM77 157V156H76ZM89 157V156H87ZM227 157V156H226ZM14 158H16L14 156ZM11 158V159H14ZM19 157H17L18 159ZM25 158V157H24ZM44 158V157H43ZM63 158V157H62ZM73 158V157H72ZM71 158V161H74ZM81 158V157H79ZM84 158V157H83ZM148 158V156H147ZM146 157L143 158V160H141V156L139 157V163L140 164L141 161H144L147 159ZM217 158V157H216ZM220 158V157H219ZM6 159V160H7ZM21 159V158H20ZM23 159V158H22ZM55 159V158H54ZM89 159V158H88ZM92 159V158H91ZM221 159V158H220ZM224 159V158H223ZM16 159H14L15 161ZM53 160V158H52ZM85 161H88L86 159H83ZM90 160V159H89ZM149 160V159H147ZM218 160V159H217ZM12 161V160H11ZM17 161V160H16ZM67 160L65 159V162ZM223 161V160H222ZM3 162V161H1ZM7 162V161H6ZM64 162V163H65ZM148 162V161H147ZM13 163V162H12ZM42 163V162H41ZM76 163V162H75ZM91 163V162H90ZM142 163V162H141ZM227 163V162H226ZM6 164V163H5ZM45 162L42 166H45ZM57 164V163H56ZM67 164V163H66ZM77 164H80L79 162ZM85 164V163H84ZM99 164V163H98ZM97 163H94L95 168L98 167ZM145 164V162H144ZM81 165V164H80ZM83 165V164H82ZM90 165V164H89ZM156 165V163H155ZM154 165V166H155ZM225 166V164H223ZM36 166V165H35ZM59 165H57L58 167ZM66 166V165H65ZM77 166V165H76ZM85 166V165H84ZM88 166V165H86ZM92 166V165H90ZM140 166V165H139ZM144 166V165H143ZM153 166V167H154ZM52 167V165H51ZM50 167V171H52L51 169H55V168H51ZM67 167V166H66ZM71 168L67 167L66 169L68 170V172L72 171L70 169H73L72 166L70 165ZM82 167V166H81ZM222 167V165H221ZM38 168V166H37ZM69 168V169H68ZM84 168V167H83ZM91 168V167H90ZM93 168V167H92ZM140 168V167H139ZM225 168V167H224ZM7 169V168H6ZM45 169V167H44ZM81 169V168H80ZM98 169V168H97ZM102 169V168H101ZM66 170V171H67ZM89 170V169H88ZM99 170V169H98ZM133 170H136L135 172ZM153 170H155L153 168ZM222 170V169H221ZM263 170V169H262ZM46 171V170H45ZM49 171V170H48ZM49 171V172H50ZM57 171V170H56ZM54 170V172H56ZM97 171V170H96ZM4 172V171H3ZM74 172V170L72 171ZM99 172V171H97ZM101 172V171H100ZM134 172V173H133ZM150 172H152L151 168H150ZM40 173V172H39ZM51 173V172H50ZM49 173V174H50ZM53 173V171H52ZM78 173V172H77ZM76 173V174H77ZM103 173V172H102ZM136 173V174H135ZM139 173V174H138ZM155 173V172H154ZM42 174V173H41ZM75 174V173H74ZM75 174V175H76ZM80 174V173H79ZM94 174V173H93ZM96 174V173H95ZM133 174H135L136 178H134ZM51 175V174H50ZM54 175V174H52ZM57 175V174H56ZM65 175H67V172L65 173ZM74 175V176H75ZM92 175V174H91ZM102 175V174H101ZM42 176V175H41ZM70 176V175H69ZM162 176V175H161ZM160 176V178H161ZM231 176V175H230ZM55 178H57L56 176H54ZM226 177V176H225ZM71 178V177H70ZM216 178V177H215ZM233 178V177H231ZM173 179V178H172ZM233 180V179H232ZM136 182V181H135ZM139 182V181H137ZM224 182V181H223ZM228 182V181H227ZM232 182V181H230ZM82 183V182H81ZM80 185H83L81 184ZM140 183V182H139ZM134 184V183H133ZM49 185V184H48ZM47 185V186H48ZM96 185V184H95ZM224 185V184H223ZM137 186V185H136ZM135 186V188H136ZM222 186V185H221ZM41 187V186H40ZM81 187V186H80ZM85 187V185L83 186V188ZM89 188V187H88ZM87 188V189H88ZM100 188V186H99ZM134 188V187H133ZM134 188V189H135ZM82 189V188H81ZM85 189V188H84ZM92 189V187H91ZM138 189V186L137 188ZM135 189V190H136ZM174 189V190H175ZM33 190V189H32ZM47 191V190H46ZM53 191V190H52ZM60 191V190H59ZM64 191V190H63ZM82 191V190H81ZM84 191V190H83ZM87 191V190H86ZM93 191V189H92ZM133 191V190H132ZM221 191V190H220ZM223 191V190H222ZM260 192H262V194H258ZM61 192V191H60ZM66 192V191H64ZM89 192V191H88ZM138 192V190L136 191ZM45 193V191H44ZM97 193V194H96ZM133 193L134 195V191L131 192V194ZM234 193H232L234 195ZM139 194V193H138ZM224 194V193H223ZM132 195V198H133ZM65 196V195H64ZM68 196V195H67ZM90 196H92V193H90ZM97 196L98 199V205L101 203V201L99 202V198ZM63 197V195H62ZM229 197V196H228ZM44 199V198H43ZM59 199V198H57ZM91 199V198H90ZM93 199H95V196L93 197ZM129 201H128V200ZM39 200V199H38ZM41 200V199H40ZM54 200V199H53ZM137 200V199H136ZM135 200V201H136ZM140 200V199H139ZM61 201V200H60ZM59 201V202H60ZM91 201V200H90ZM95 200H92V205L91 203H89V205L93 206ZM118 201V202H119ZM235 201V203H234ZM56 202V201H55ZM70 202V199H69ZM88 202V201H86ZM97 202V201H96ZM104 202V201H103ZM116 202V201H115ZM124 206L126 205L125 201H123ZM62 203V202H60ZM66 203V202H65ZM117 203V202H116ZM229 203V202H228ZM231 203V201H230ZM67 204V203H66ZM96 204V203H95ZM65 205V204H64ZM97 205V204H96ZM95 206L96 209H98ZM119 205V204H118ZM121 205V204H120ZM60 206V205H59ZM63 206V205H62ZM68 206V205H67ZM66 206V207H67ZM101 206V204H100ZM138 206V205H137ZM230 206V205H229ZM118 207V206H116ZM38 208V207H37ZM40 208V207H39ZM64 208V206H63ZM136 208V207H135ZM72 209V204H71V208ZM212 209V211H213ZM47 210V209H45ZM63 210V209H62ZM76 210V209H75ZM95 210V209H94ZM129 210V208H128ZM53 211V210H52ZM57 211V210H56ZM77 211V210H76ZM103 211V210H102ZM106 211V210H104ZM115 211V210H113ZM118 211H122V210H118ZM126 211V210H125ZM262 211V210H261ZM264 211V210H263ZM54 212V211H53ZM64 212V211H63ZM130 212V211H129ZM137 212V210H136ZM210 212V211H209ZM45 214V212H43ZM61 213V212H60ZM69 213V212H68ZM82 213V212H81ZM128 213V212H126ZM36 214V213H35ZM57 214V213H56ZM64 215V214H63ZM71 215V213H70ZM212 215V214H211ZM224 215H228L225 214ZM73 216V215H72ZM117 216V215H116ZM53 217V216H52ZM66 217V216H64ZM68 217V216H67ZM88 217V216H87ZM101 217V216H100ZM125 217V216H124ZM133 217V216H132ZM56 218V217H55ZM61 218V217H60ZM59 218V219H60ZM70 218V217H69ZM86 218V217H85ZM103 218V217H102ZM120 218V217H119ZM79 219V218H78ZM88 219V218H87ZM51 220V219H50ZM68 220V218H67ZM80 220V219H79ZM121 220V218H120ZM38 221V220H37ZM81 221V220H80ZM97 221V220H96ZM132 223L135 221L134 220H130ZM61 222V221H60ZM65 220H64V226H62V228H66L65 226ZM88 222V221H87ZM120 222V221H119ZM130 222V223H131ZM2 223V222H1ZM12 223V222H11ZM80 223V222H79ZM95 222L94 224L96 225ZM138 223V222H137ZM7 225H9V223H5ZM4 223L1 224L3 225L2 227H6ZM100 224V223H99ZM129 224V223H126ZM93 225V224H92ZM101 225V224H100ZM132 229H125V231L130 232L129 234L131 235H135L140 231V226H138L137 224H132L131 226H133ZM143 225V224H142ZM117 226V225H116ZM124 226V225H122ZM127 226V225H126ZM125 226V227H126ZM8 227V234L5 232V235H9L13 230L12 227ZM98 227V226H97ZM10 228V229H9ZM12 228V229H11ZM17 228V227H16ZM63 228V229H64ZM96 228V227H95ZM131 228V227H130ZM142 228V227H141ZM158 228V227H157ZM3 229V228H2ZM118 227H117V231H118ZM122 229V228H121ZM161 230V228H159ZM0 230H1V226H0ZM6 230V229H3ZM2 230V232H4ZM70 230V229H69ZM91 230V229H90ZM158 230V229H157ZM14 231L16 232V229L13 230V233H11V235L13 236ZM89 231V230H88ZM120 231V230H119ZM123 231V230H122ZM152 231V230H151ZM155 231V230H154ZM162 231V230H161ZM1 232V231H0ZM10 232V233H9ZM19 232V231H18ZM22 232V231H21ZM82 232V231H81ZM86 232V231H85ZM97 232V231H96ZM95 235L99 234L97 232ZM124 232V231H123ZM153 232V231H152ZM163 232V231H162ZM84 232H82L83 235ZM119 233V232H118ZM154 233V232H153ZM165 233V232H164ZM90 234V232H89ZM102 234V233H101ZM99 235V237H97L98 239L96 241H92V244H90L89 242H87V248L92 245L93 247H97L98 250H100V252L108 257L109 260H112L113 258H115V256L117 255V250L119 249L117 247V245L115 244L114 241V236L112 238V235L109 234H105V235ZM139 234V233H138ZM157 234V233H156ZM163 234V233H162ZM167 234V233H166ZM166 234H164L166 236ZM18 235V234H17ZM61 235V234H60ZM66 235H68L66 233ZM70 235V234H69ZM87 237V232L86 234H84L83 236ZM93 235V234H92ZM30 236V234H29ZM59 236V235H58ZM57 236V237H58ZM98 236V235H97ZM137 236V235H135ZM157 236V235H156ZM155 236V237H156ZM160 236H162L160 234ZM169 236V235H167ZM166 236V237H167ZM7 237V236H6ZM11 236H9V239H15L16 238V234L10 238ZM15 237V238H14ZM60 237V236H59ZM62 237V236H61ZM67 237V236H66ZM64 237V238H66ZM80 237V236H79ZM85 237V238H86ZM133 237V236H131ZM163 237V236H162ZM5 238V237H4ZM3 238V239H4ZM7 238V239H8ZM18 238V237H17ZM63 238V237H62ZM78 238V237H77ZM92 238V237H91ZM95 238V237H93ZM92 238V239H93ZM129 238V237H128ZM164 238V237H163ZM169 238H171L169 236ZM167 238V240L169 239ZM207 238V239H206ZM73 239V238H72ZM124 239V238H123ZM126 239V238H125ZM162 239V238H161ZM77 242H79L80 240L76 239ZM74 240V242L76 241ZM159 240V239H158ZM165 240V239H164ZM163 240V241H164ZM216 240V239H214ZM13 241V240H12ZM71 241V240H70ZM69 241V242H70ZM125 241V240H124ZM134 241V240H133ZM162 241V240H161ZM28 242V241H26ZM95 242V243H94ZM121 242V241H120ZM131 242V239H130ZM159 242V241H158ZM171 242V241H170ZM194 242V241H193ZM24 243V242H23ZM76 243V242H75ZM75 243H73V245H75ZM85 243V242H84ZM94 243V244H93ZM123 243V242H122ZM44 244V243H43ZM48 244V243H47ZM71 244V243H70ZM98 244V245H95ZM128 244V242H127ZM131 243H129L130 246ZM137 244V243H135ZM170 244V243H169ZM168 244V242L165 240V242H162L161 244H157L159 246V249L161 251V254L159 256H161V259L165 261V264H174L177 262H180V259L177 261V259L175 258V250L178 251L176 248L170 247V245ZM187 244V243H186ZM195 244V242H194ZM207 244V243H206ZM79 245L82 246V243ZM95 245V246H94ZM29 246V244H28ZM46 246V244H45ZM63 246V245H61ZM67 246V245H66ZM80 246V247H81ZM126 246L124 247L122 250H124V254L121 256V258H119V262L118 264H135V261L133 259L132 256L135 255H131V250L129 249L130 247ZM173 246V245H172ZM199 246V245H198ZM73 247V246H72ZM129 247V248H128ZM137 247V246H136ZM135 247V248H136ZM168 247L171 249H175L173 250V254L174 256H172V254L170 255ZM175 247V245H174ZM193 247V246H192ZM30 248V247H28ZM45 248V247H44ZM62 248V247H61ZM64 248V247H63ZM138 248V247H137ZM209 248V247H208ZM40 249V248H39ZM47 249V248H46ZM158 249V248H157ZM179 249V248H178ZM198 249V248H197ZM50 250V249H49ZM67 250V249H66ZM94 251H96L95 249H93ZM172 250V249H171ZM216 250V249H215ZM20 251V250H19ZM29 251V250H28ZM41 251V250H40ZM223 251V250H221ZM46 252V251H45ZM92 252V250H91ZM97 252V251H96ZM99 252V251H98ZM99 254H96L98 257ZM120 252V251H119ZM209 252V251H208ZM211 252V251H210ZM90 253V252H87ZM18 254V253H17ZM44 254V253H43ZM119 254V253H118ZM182 253H180L181 255ZM206 254V253H205ZM227 254V253H226ZM29 255V253H28ZM39 257V254H37ZM93 255V254H92ZM223 255V254H222ZM221 255V256H222ZM44 257H46V255H43ZM102 257V259H104L105 257ZM32 257V256H31ZM37 257V256H36ZM43 257V258H44ZM93 259L95 258L94 256H92ZM91 257V258H92ZM137 257V254H136ZM155 257V256H154ZM183 257V256H182ZM181 257V258H182ZM211 257V256H210ZM227 257V256H226ZM42 258V259H43ZM90 257H87V259H89ZM178 258V257H177ZM21 259V258H19ZM18 259V260H19ZM25 259V258H24ZM33 259V258H32ZM92 259V261H93ZM100 259V258H99ZM98 262L102 261L100 259ZM106 259V258H105ZM117 259V258H116ZM23 260V259H22ZM20 262H25L24 260ZM30 260V259H29ZM46 260V259H44ZM49 260V259H48ZM51 260V259H50ZM70 260V259H69ZM72 260V259H71ZM138 260V259H137ZM3 261V260H2ZM0 261V262H2ZM17 261V260H16ZM28 261V259H27ZM26 261V263H27ZM53 261V260H52ZM86 261V260H85ZM95 261V259H94ZM104 261V260H103ZM113 261V260H112ZM225 261V260H224ZM18 262V261H17ZM97 262V260H96ZM94 262V263H96ZM10 263V262H9ZM12 264H14V262H11ZM23 263V264H26ZM29 263V262H28ZM61 263V262H60ZM66 263V262H65ZM69 263V262H68ZM93 263V262H92ZM102 263V262H101ZM114 263H116L114 261ZM1 264V263H0ZM17 264V263H15ZM20 264V263H18ZM22 264V263H21ZM73 264V262H72ZM104 264V263H103Z\"/></svg>","mask_w":264,"mask_h":264},{"label":"snow or ice","instance_id":"obj_3","mask_svg":"<svg viewBox=\"0 0 264 264\" xmlns=\"http://www.w3.org/2000/svg\"><path fill=\"white\" fill-rule=\"evenodd\" d=\"M77 43L82 50L81 54L86 59L92 60L94 64L95 61L89 55L87 37L84 35L83 29H81V38L77 40ZM152 136L153 133L145 131L138 134V136L132 140L128 145V150L125 152L127 167L135 169L139 163L136 159L137 155H140L141 160H143L145 156L154 150L155 141L152 139ZM141 145L143 147H141ZM136 150L139 151L137 152ZM38 163H41V161L32 160L31 158H29L28 161H24L21 158L13 163L11 167H8L6 172L0 173V206L4 208L6 223H9V226L17 231V225L24 226L34 222L31 212L32 205L28 203V200L34 195L31 189L36 186L30 181L31 169ZM157 211L160 216L167 217L169 215V210L167 208L157 209ZM8 217H10L11 221L14 223H10L7 219ZM19 235L22 241L31 240L34 246H39L40 241L38 238L29 237L25 232H20ZM187 251L189 255H192L196 250L193 248ZM29 264H59V262L38 258L34 262H29ZM76 264H84V262L77 261ZM182 264H199V262L195 257L192 259L185 257Z\"/></svg>","mask_w":264,"mask_h":264}]
</instances>
